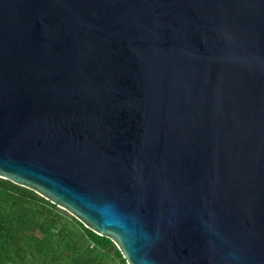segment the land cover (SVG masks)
I'll return each instance as SVG.
<instances>
[{
  "label": "water",
  "instance_id": "water-1",
  "mask_svg": "<svg viewBox=\"0 0 264 264\" xmlns=\"http://www.w3.org/2000/svg\"><path fill=\"white\" fill-rule=\"evenodd\" d=\"M0 179L127 264H264V0H0Z\"/></svg>",
  "mask_w": 264,
  "mask_h": 264
},
{
  "label": "trees",
  "instance_id": "trees-1",
  "mask_svg": "<svg viewBox=\"0 0 264 264\" xmlns=\"http://www.w3.org/2000/svg\"><path fill=\"white\" fill-rule=\"evenodd\" d=\"M0 264H127L116 245L35 192L0 179Z\"/></svg>",
  "mask_w": 264,
  "mask_h": 264
}]
</instances>
